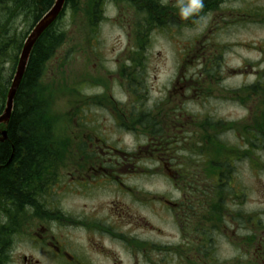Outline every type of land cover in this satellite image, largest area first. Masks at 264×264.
<instances>
[{
    "label": "flooded vegetation",
    "instance_id": "af4514ba",
    "mask_svg": "<svg viewBox=\"0 0 264 264\" xmlns=\"http://www.w3.org/2000/svg\"><path fill=\"white\" fill-rule=\"evenodd\" d=\"M80 3L90 22L75 41L90 45L96 62L112 61L99 50L108 19L118 65L106 83L93 80L104 95L71 106L73 142L57 153L52 194L18 204L23 224L0 214L11 226L0 230V264H264V0H66L65 10ZM155 34L182 47L183 91L196 75L202 87L221 76L250 78L230 92L244 117L205 121L196 146L181 134L191 118L172 108L161 118L141 102ZM228 55L241 64L226 70ZM194 64L200 70L189 75ZM197 153L200 164L187 158Z\"/></svg>",
    "mask_w": 264,
    "mask_h": 264
},
{
    "label": "rangeland",
    "instance_id": "374dc122",
    "mask_svg": "<svg viewBox=\"0 0 264 264\" xmlns=\"http://www.w3.org/2000/svg\"><path fill=\"white\" fill-rule=\"evenodd\" d=\"M29 5L26 3L24 6ZM86 5V4H85ZM83 3L77 4L75 10H67L64 17L54 26L55 31H58L64 36L61 42L58 53L52 60L47 63L46 71L43 76L44 93L53 92V102L50 106V116L52 118L53 134L62 148H70L73 142V137L69 132L67 125H72V120L75 118L74 112L71 108L73 103L80 99L82 102H89L91 94H98L95 96L101 97L104 94H99L102 88L97 84L92 83V78L95 80H102L107 82L109 76H112L117 68L115 55L120 50L114 39L117 37L116 32L110 27L108 19L101 25L100 38L102 39L99 48L100 53L112 58V61L96 62L91 57V46L85 44H77L76 38L83 37V30L88 28L89 21L84 20L90 18L88 10L85 9ZM85 18V19H86ZM35 22V15L31 10L21 11L17 5L15 9L10 10L8 14H4L0 9V49L2 50L3 42L9 34L17 37V42H10L12 45L3 49L5 56H0V90L4 86L9 87L11 83L14 68L13 63L10 62V56L15 52V47L19 40L23 41L27 38L32 26ZM17 35V36H16ZM23 37V38H22ZM84 39V37H83ZM184 39V34H181V40ZM16 42V46L15 43ZM182 47L177 45L175 41L165 40L163 36H153L152 41L146 46V54L148 60L144 62L143 68V89L140 91V100L147 104L148 108L159 109L160 117L167 115L170 111H176L177 115H182L183 119L191 118L193 122H189L183 128L185 136H189V140L193 145H201L200 136L207 132L205 121L210 124H234L238 119H242L246 113L240 107H237L232 100H230V92L244 85L245 81H249L237 75H230L223 78L207 79L205 85L202 87L201 83L204 79L198 76L188 77L186 81L187 89L185 91L180 89L181 82L184 86V81L181 77L186 72V67L180 59H183L184 54L181 52ZM9 52V53H8ZM234 54V53H232ZM257 58L256 55H254ZM114 58V59H113ZM235 56L228 55L226 58V70H231L241 64V61H234ZM97 66L98 70L102 69L104 75L99 73L93 75V69ZM189 75H194L196 71L200 70L197 65H189L187 69ZM99 72V71H98ZM182 73V75H181ZM228 73V72H226ZM47 74V76H46ZM82 82V92L79 95L75 88ZM105 82V83H106ZM89 83V84H88ZM176 88V90H174ZM1 94V93H0ZM120 100L125 101V96H119ZM169 108H172L169 111ZM74 117V118H73ZM100 117V115L98 116ZM184 124V122H182ZM209 124V125H210ZM187 125H189L187 127ZM212 127H210L211 129ZM223 140L229 142L234 140V131L222 129ZM70 138V139H69ZM129 147L132 143L127 141ZM72 148V146H71ZM201 148V147H200ZM193 162L202 163L203 156L199 153L197 155L188 154ZM149 162L145 166H152ZM59 172L58 167L55 168ZM54 181L52 186L47 188L44 193L45 197L52 194L54 189ZM168 183L163 179L160 181L161 194L169 192ZM152 190V188H149ZM58 192V190L56 191ZM23 224V222H22ZM19 247H26L25 244H20Z\"/></svg>",
    "mask_w": 264,
    "mask_h": 264
},
{
    "label": "trees",
    "instance_id": "16d2710c",
    "mask_svg": "<svg viewBox=\"0 0 264 264\" xmlns=\"http://www.w3.org/2000/svg\"><path fill=\"white\" fill-rule=\"evenodd\" d=\"M25 3L26 0H0V9L8 14L16 5L21 11L28 8L33 11L36 23L51 8L54 0H27L29 5L26 7ZM18 39L9 34L0 49V56H5L3 49ZM63 39L64 36L53 26L38 41L16 96L10 124L6 127L8 138L0 141V214L3 215L1 218L6 217L7 220L13 216V222L17 224H21V217L26 215V211H16L21 208L18 204L27 199L44 197L48 186L57 176L56 153L62 148L55 140L49 112L53 92L44 93L46 85L42 80L47 63L58 53ZM23 43V39L19 40L15 52L9 55L14 71ZM8 90L6 86L0 90V114ZM44 151L48 153L46 157ZM8 228H11L9 223L0 221V230Z\"/></svg>",
    "mask_w": 264,
    "mask_h": 264
},
{
    "label": "water",
    "instance_id": "95a60500",
    "mask_svg": "<svg viewBox=\"0 0 264 264\" xmlns=\"http://www.w3.org/2000/svg\"><path fill=\"white\" fill-rule=\"evenodd\" d=\"M65 1L66 0H55L54 5L38 21L26 39L19 57L16 73L7 94L5 111L3 115L0 116V125H9L14 109L15 98L22 84L34 47L41 36L55 23V21L61 15L64 9ZM1 135L3 136L1 141H4L7 138L6 131H2Z\"/></svg>",
    "mask_w": 264,
    "mask_h": 264
},
{
    "label": "bare ground",
    "instance_id": "6f19581e",
    "mask_svg": "<svg viewBox=\"0 0 264 264\" xmlns=\"http://www.w3.org/2000/svg\"><path fill=\"white\" fill-rule=\"evenodd\" d=\"M8 91H9V90H8ZM4 111H5V108L3 109L2 113L0 114V116L3 115ZM2 126H4V125H2ZM4 127H6V126H4Z\"/></svg>",
    "mask_w": 264,
    "mask_h": 264
}]
</instances>
